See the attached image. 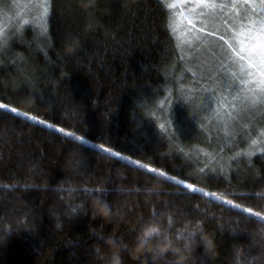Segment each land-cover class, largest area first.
Returning a JSON list of instances; mask_svg holds the SVG:
<instances>
[{
  "label": "trees",
  "instance_id": "trees-1",
  "mask_svg": "<svg viewBox=\"0 0 264 264\" xmlns=\"http://www.w3.org/2000/svg\"><path fill=\"white\" fill-rule=\"evenodd\" d=\"M97 3L99 11L89 17L76 11L77 0H54L50 46L34 41L36 29L26 26L24 40L13 44L8 57H0V97H7L5 102L22 111L205 190L227 194L249 206L264 204V160L259 156L252 158V164L244 159L233 163L230 171L201 174L197 169L202 163H192L178 152L166 155L169 148L160 140L157 122L140 107L149 98L166 94L164 77L173 71L172 44L161 8L165 2ZM61 35L67 40L62 42ZM76 38L78 50L67 53V42ZM11 59L23 67L10 64ZM24 77L34 80L32 87L23 84ZM186 117L187 109L178 107L174 126ZM183 141L209 152L218 144L212 139L209 146L197 130H188ZM187 146H183L185 151ZM74 150H82L87 157L89 170L82 175L65 168ZM24 183L38 187L26 190ZM101 185L108 189L106 199L113 209L108 220L94 214L93 193L85 191ZM153 211L161 227L171 222L168 235L172 238L186 223L201 222L219 239L215 256L205 257L202 247H194L193 264L202 259L205 264H233L234 245L244 249L250 238L247 231L233 232L237 225L232 220L252 232L261 227L242 220L229 205L191 193L92 145H81L53 128L0 110V264H105L104 257L110 254L108 239L121 245L126 264H151L149 254H137L136 242L143 231L140 221L152 223ZM21 222L35 231L18 229ZM173 260L169 254L156 264H172ZM254 264L264 262L257 259Z\"/></svg>",
  "mask_w": 264,
  "mask_h": 264
},
{
  "label": "snow or ice",
  "instance_id": "snow-or-ice-1",
  "mask_svg": "<svg viewBox=\"0 0 264 264\" xmlns=\"http://www.w3.org/2000/svg\"><path fill=\"white\" fill-rule=\"evenodd\" d=\"M122 8H127V4H123ZM161 8L165 14V30L172 44L173 71L164 77L167 84L162 90L166 94L160 99L149 98L140 107L147 117L157 122L160 140L169 148L166 155L171 157L178 152L192 163H202L203 166L197 171L208 175H217L226 169L230 171L233 163H239L241 159L247 160L249 164H252V158L256 156L264 160V0H169ZM53 10L54 0H27L26 3H21L20 0H0V57H8L13 51V44L24 40L28 25L36 29L34 41L50 46ZM76 11L94 17L99 11V5L97 0H77ZM26 16L30 19L25 18ZM60 39L64 42L67 36L61 35ZM69 43L75 49L71 52L74 54L80 41L76 38L67 42V53L70 54ZM19 58L23 61L22 55ZM0 63H3L2 59ZM10 64L17 65V60L11 59ZM17 66L23 67V64ZM177 70L178 75L175 74ZM23 84L32 87L34 80L24 77ZM6 99L7 97H0V110L54 128L79 141L81 145L90 144L85 136L75 131H66L63 127L57 128L37 115L12 106L11 102H5ZM180 106L187 109V127L183 123L174 126L175 113ZM193 127L205 135L209 146L212 139H221V134L222 142L211 152L198 145L190 146L185 151L181 141ZM213 131L215 136L212 135ZM92 147L163 176L191 193H201L229 205L242 220L258 223L261 226L259 230L252 232L240 229V221L232 220L237 225L232 231L237 234L247 231L250 238L244 249L234 245L233 264H254L257 259L264 262V204L249 206L229 198L227 194L206 191L178 175L122 155L105 143L94 144ZM226 149L232 154L225 155ZM81 152L86 162L75 160L74 168L82 175L89 170V164L86 155L82 150ZM193 153L195 160L191 159ZM201 155L204 157L203 161L199 160ZM22 187L28 190L35 189L38 185L24 183ZM85 191L96 193L99 187ZM107 192L108 189L105 188V198ZM71 211L75 212L76 209L72 208ZM152 223L156 224L155 211L152 213ZM147 225L143 220L140 221L142 230ZM171 227V222L164 225V233L168 234ZM17 228L35 231L22 222ZM204 230L201 222H189L184 225L183 231L177 230L173 239L184 241L190 251L199 244L207 257L210 254L201 241ZM212 235L219 247V239L215 234ZM235 239H238V235ZM200 264H205V261L202 259Z\"/></svg>",
  "mask_w": 264,
  "mask_h": 264
},
{
  "label": "clouds",
  "instance_id": "clouds-1",
  "mask_svg": "<svg viewBox=\"0 0 264 264\" xmlns=\"http://www.w3.org/2000/svg\"><path fill=\"white\" fill-rule=\"evenodd\" d=\"M68 50L75 51L71 43L68 45ZM81 160L86 162V158L79 150H74L69 153L65 160V168L67 171L75 173L74 161ZM104 186H99V191L92 194L91 206L95 215L108 220L113 215V209L110 202L105 198ZM155 228V230H153ZM201 241L204 249L212 256L218 252V245L212 233L204 230L201 233ZM106 243L109 246L110 254L105 256V264H126V259L122 255L121 245L115 239H108ZM197 246H200L199 244ZM193 251H190L184 243L173 239L168 234L164 233L163 228L159 224L149 223L144 230L138 235L136 242L137 254H149L151 264H156L157 261L171 254L174 258L172 264H193ZM147 264V261H146Z\"/></svg>",
  "mask_w": 264,
  "mask_h": 264
},
{
  "label": "rangeland",
  "instance_id": "rangeland-1",
  "mask_svg": "<svg viewBox=\"0 0 264 264\" xmlns=\"http://www.w3.org/2000/svg\"><path fill=\"white\" fill-rule=\"evenodd\" d=\"M163 1H164L165 3H168V2H169V0H163ZM20 2H21V3H26L27 0H20ZM14 11H15V10H13V12H14ZM21 11H23V10H21ZM25 18L30 19V17H28V16H26ZM0 19H2V18H0ZM12 22H15V21L13 20ZM49 123H50V122H49ZM52 124H53V123H52ZM183 124L185 125V127H187L188 121L186 120ZM43 125H44V124H43ZM56 127L59 128V126H57V125H56ZM53 129H54V128H53ZM189 130L192 131V130H197V129H196L195 127H193V128H191V129H189ZM66 131H68V130H66ZM197 131H198V130H197ZM202 134H203V133H202ZM212 135L215 136V131H213ZM217 140H218V144L222 142V134H221V139H217ZM89 141H90V140H89ZM182 141H183V140H182ZM182 141H181V146H182V145H183V146H187V145H185V144L183 143L184 141H183V142H182ZM94 144H95L94 142H91V141H90V144H89V145H94ZM193 145L196 146L197 144H194V143H193V144H191L190 146H193ZM183 146H182V147H183ZM190 146H187L186 148H188V147H190ZM242 146H243V145H241V147H242ZM210 152H211V151H210ZM228 152H229V151L226 149V150H225V155H227ZM193 159H194V160L196 159L195 153L193 154ZM203 159H204V157H203L202 155L199 156V160H200V161H203ZM188 182H190V181H188ZM191 183H192V182H191ZM198 187H199V186H198ZM206 191H208V190H206Z\"/></svg>",
  "mask_w": 264,
  "mask_h": 264
}]
</instances>
